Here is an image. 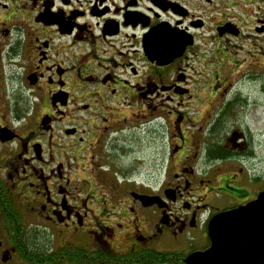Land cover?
<instances>
[{
  "label": "flooded vegetation",
  "instance_id": "flooded-vegetation-1",
  "mask_svg": "<svg viewBox=\"0 0 264 264\" xmlns=\"http://www.w3.org/2000/svg\"><path fill=\"white\" fill-rule=\"evenodd\" d=\"M262 99L264 0H0V264H188Z\"/></svg>",
  "mask_w": 264,
  "mask_h": 264
},
{
  "label": "water",
  "instance_id": "water-1",
  "mask_svg": "<svg viewBox=\"0 0 264 264\" xmlns=\"http://www.w3.org/2000/svg\"><path fill=\"white\" fill-rule=\"evenodd\" d=\"M208 232L210 247L190 256L188 264H264V192L212 218Z\"/></svg>",
  "mask_w": 264,
  "mask_h": 264
},
{
  "label": "rangeland",
  "instance_id": "rangeland-1",
  "mask_svg": "<svg viewBox=\"0 0 264 264\" xmlns=\"http://www.w3.org/2000/svg\"><path fill=\"white\" fill-rule=\"evenodd\" d=\"M252 87L250 86V89ZM251 98H255V100L258 101L257 97H250V100L251 102L253 101ZM254 100V101H255ZM263 100L262 99V103H263ZM259 109H254L253 106H251V109L248 110V113L247 115L245 116V118H243L242 115L236 113L235 116H236V120L237 121H240L242 122L243 120H245L250 126L252 125V127L256 130V131H259V130H262V121H263V117L259 115ZM263 131V130H262ZM137 142L135 143V146L137 147ZM262 152H260L261 150H259L257 153H258V156L259 157H264V148H262ZM137 151L140 152V156L142 157L143 159V152L142 149H138Z\"/></svg>",
  "mask_w": 264,
  "mask_h": 264
}]
</instances>
